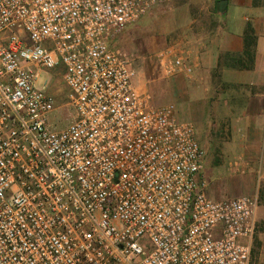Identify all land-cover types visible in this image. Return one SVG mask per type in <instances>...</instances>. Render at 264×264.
I'll return each instance as SVG.
<instances>
[{"label":"built area","instance_id":"obj_1","mask_svg":"<svg viewBox=\"0 0 264 264\" xmlns=\"http://www.w3.org/2000/svg\"><path fill=\"white\" fill-rule=\"evenodd\" d=\"M162 1L0 0V264H250L256 199L206 195L193 125L153 107L113 46ZM56 70L59 130L37 87Z\"/></svg>","mask_w":264,"mask_h":264},{"label":"crops","instance_id":"obj_2","mask_svg":"<svg viewBox=\"0 0 264 264\" xmlns=\"http://www.w3.org/2000/svg\"><path fill=\"white\" fill-rule=\"evenodd\" d=\"M225 1L223 9L216 11V15L221 17V24L216 30L202 36L196 35L185 45L183 48L186 49L185 51H179V54H184L192 67L191 75L194 76L185 82L180 78L175 79L172 85L177 90L190 91L196 96L197 130H199L201 120L199 106L202 105L199 102L212 94L210 83L212 76L218 75L222 78L223 90L218 94L222 95L218 97L222 101L213 109H216L217 114L228 117L232 139L223 141L218 156L224 163L237 164L236 168L242 170L241 174L249 164H252L256 168V177L254 179L251 175H245L234 177L233 180L230 177L234 194L231 197L218 199V197L211 198L208 194L209 181L206 170L211 167L209 158H204L201 175L207 183L206 195L214 201L241 196L256 199L255 232L252 239L245 243L250 245L251 259L252 257L255 259V264H264V0ZM153 11L142 20L148 19ZM247 25H250L254 31V43L248 49L244 42ZM142 28L144 30L148 26L143 25ZM156 30L154 25L152 30L147 29V32H156ZM121 39L124 41V37ZM142 41L141 48L147 53L154 50L155 39L146 37ZM116 44L114 47L119 49ZM121 51L128 57L136 71L138 58L124 50ZM141 54L145 56V53ZM150 59L148 57V60ZM202 77L205 81L204 85L201 84ZM135 87L141 92H146L136 86V82ZM181 122L192 124L188 121ZM194 130L196 132L195 128ZM210 171L215 172V170Z\"/></svg>","mask_w":264,"mask_h":264},{"label":"rangeland","instance_id":"obj_3","mask_svg":"<svg viewBox=\"0 0 264 264\" xmlns=\"http://www.w3.org/2000/svg\"><path fill=\"white\" fill-rule=\"evenodd\" d=\"M219 1L221 0H163L148 19L145 21L140 20L135 25L129 26L119 35L120 42L116 38L117 44L115 42L113 46L116 44L119 49L138 58L136 61V86L146 91L143 93L150 96L153 107L160 108L172 104L175 107L176 117L179 121H188L194 125L197 139L204 150V158H209L211 167L214 168L209 167L206 170L208 171L207 179L209 181L208 194L211 198L223 199L234 194L230 177L233 180L234 177L251 175L255 179L256 168L249 164L244 173L241 174L242 170L236 168L237 164L224 163L222 158L218 156L223 141L232 139L228 117L217 114L216 109H213L215 105L218 106V103L222 101V99H218L219 96H222L221 94L218 95L223 90L222 78L218 75L212 76L210 83L213 92L208 98L199 102L202 103L199 106L201 120L199 123L200 129L197 130L196 96L190 91L177 90L172 85L175 79L180 78L185 82L194 74L186 77L184 75L165 77L156 59L158 52L167 50L174 56L185 59L184 54H179V51H185L186 49L183 48L187 43L194 39L196 35L202 36L210 31H215L221 24V17L216 15L215 8ZM153 22L157 29L156 32H147V29L152 30L154 27ZM142 23L148 28L143 30ZM123 37L124 41L121 39ZM146 37L156 40L155 48L150 53L141 48L142 40ZM142 52L145 53V56H142ZM148 57L151 59L148 60ZM50 75L43 72L37 82V87L41 88L45 81H49L47 92L54 95L56 103V111L52 116V122L54 127L59 130L67 126L72 115L65 104V89L61 84L60 72L56 70ZM201 80V84L204 85V78L202 77ZM202 108H204L203 112ZM210 170H215V172L212 173ZM251 260L252 264H255L253 257Z\"/></svg>","mask_w":264,"mask_h":264},{"label":"trees","instance_id":"obj_4","mask_svg":"<svg viewBox=\"0 0 264 264\" xmlns=\"http://www.w3.org/2000/svg\"><path fill=\"white\" fill-rule=\"evenodd\" d=\"M253 32H254L253 28L250 25H247L245 34H244V42H245L246 49H248L254 43ZM246 55L249 56V53L246 52Z\"/></svg>","mask_w":264,"mask_h":264},{"label":"water","instance_id":"obj_5","mask_svg":"<svg viewBox=\"0 0 264 264\" xmlns=\"http://www.w3.org/2000/svg\"><path fill=\"white\" fill-rule=\"evenodd\" d=\"M226 1L225 0H221L216 4V11H220L223 9V7L225 6Z\"/></svg>","mask_w":264,"mask_h":264}]
</instances>
